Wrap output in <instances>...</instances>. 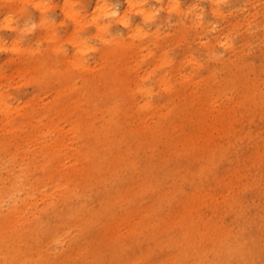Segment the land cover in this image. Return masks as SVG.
Returning <instances> with one entry per match:
<instances>
[{"label": "bare ground", "instance_id": "obj_1", "mask_svg": "<svg viewBox=\"0 0 264 264\" xmlns=\"http://www.w3.org/2000/svg\"><path fill=\"white\" fill-rule=\"evenodd\" d=\"M70 3L65 0V7ZM103 5L98 9H110ZM66 14L76 26L68 36L73 54L58 47L53 24L43 17L39 22L45 24L50 46L23 49L16 44L7 58L10 74L0 68V87L3 79L17 77L22 81L18 89H28L23 107L9 103L0 89V264H264V213L241 210L238 204L235 228L221 224L223 210L237 201L227 192L230 174L218 179L214 160L231 150L175 130L182 109L170 107L180 98L170 74L184 85L193 77L183 74L181 65L171 68L166 46L160 47L152 58L162 71L156 82L163 96L153 104L143 83L128 84L133 77L153 74L142 73L139 65L142 44L112 33L108 37L106 26L97 24L104 45L98 70V64L84 59L79 17L72 8ZM204 47L210 62L222 59L212 45ZM230 64L224 60L226 69ZM208 66L211 75L215 67ZM243 69L246 74L240 69L234 76L249 81L247 74L254 70ZM29 72L32 77L25 76ZM236 79L219 92H231ZM43 89L55 95L33 104ZM245 94L232 96L233 105L256 102ZM236 113L233 109L231 115ZM231 115L226 119L232 121ZM210 118L216 126L223 117L204 112L197 128L204 130ZM250 142L247 146L253 147ZM155 147L167 151L158 155ZM178 182L187 183L188 190L180 193ZM258 185L263 195L264 184Z\"/></svg>", "mask_w": 264, "mask_h": 264}, {"label": "rangeland", "instance_id": "obj_2", "mask_svg": "<svg viewBox=\"0 0 264 264\" xmlns=\"http://www.w3.org/2000/svg\"><path fill=\"white\" fill-rule=\"evenodd\" d=\"M97 1L71 0L72 3L65 7V0H12L10 5L0 0V68L2 67L4 75L8 76L11 72L7 58L15 52L16 44L23 49L31 47L46 50L50 46L44 37L45 24L39 22L43 17L53 24L49 26L51 29L53 27L58 47L63 48L69 55L73 54V41L71 42L68 36L75 31L76 26L74 20L66 14L67 10L72 8L81 21L77 30L78 36L86 46L84 59L91 66L98 64V70L103 65L101 52L104 45L97 34V24L106 26L105 35L108 37L112 33V36L116 34L126 41L142 44L141 52L138 51L139 65L142 73L154 70L153 74L143 79L133 77L128 84L135 87L136 83H143L151 91L149 96L152 103L158 104L162 102L163 92L160 84L156 82V77L162 71L154 68L158 60H153L152 54L158 55L160 47L166 46L167 58L170 59L169 62L172 60L171 68L181 65L183 74L193 77L184 85L179 76L170 74L172 90H178L180 96L175 101L177 104L173 103L170 107L174 112L182 109L176 119L175 130L197 134L201 143L229 147L231 150L228 154L215 155L217 158L214 160V171L218 179L222 178V174H230L232 183L227 192L237 201L234 208L223 210L221 224L228 229L235 228L240 222L235 215L238 204L241 210L263 214L264 194L258 195V184H264V0H224L223 3L218 0H129V3L125 0ZM103 4L110 9L99 10ZM211 4L218 6L217 13H213ZM115 9L117 15L112 17L110 13ZM145 11L158 14L152 20L146 21L143 14ZM122 18L128 19L130 29L127 30L128 26L125 24L123 26ZM47 23L50 24L48 21ZM18 29L23 31L18 33ZM155 31L158 37L154 36ZM206 44L213 46L216 55L222 53L219 55L222 59L210 62L204 47ZM187 51L190 53L184 54ZM78 55L80 56V53ZM189 56H192V59ZM225 59L230 60L229 69L224 67ZM209 64L215 67L211 75L206 69ZM244 66H251L254 71H250V75L247 74L249 81L240 82L234 75H237L240 69L246 74ZM31 71L34 73V70ZM25 76L32 77V73L29 72ZM232 79H236L229 86L232 91L227 95L219 92ZM21 82L17 77L3 79L0 89L9 103L23 107L28 89L19 90ZM240 92L254 96L256 102L249 100L234 106L232 96ZM54 95L53 90L43 89L36 94L32 103H47ZM169 105L170 103L168 107ZM233 109L237 111L236 115H231ZM204 112L208 115L219 113L223 118L216 119V126L210 118L207 121L209 125L204 130H199V116ZM229 115L235 118L232 121L226 119ZM141 118L145 122L152 120L149 117ZM249 141L251 145L254 143L253 147L247 146ZM155 148L158 155L167 151L164 147ZM210 152L209 148L205 149V154ZM159 180L163 184L166 181L160 178ZM178 187L180 193L188 190L187 183L178 182ZM206 190L208 191V188ZM222 204L224 206V203ZM197 206L195 203L194 207ZM190 213L195 214L192 211Z\"/></svg>", "mask_w": 264, "mask_h": 264}, {"label": "clouds", "instance_id": "obj_3", "mask_svg": "<svg viewBox=\"0 0 264 264\" xmlns=\"http://www.w3.org/2000/svg\"><path fill=\"white\" fill-rule=\"evenodd\" d=\"M218 2L219 3H223L224 0H218ZM157 14H158L157 12H152L151 14H149L148 16L145 17L146 21L152 20L153 17H155ZM107 15H109V13H107ZM110 15L112 17H115L117 15V13L116 12H111ZM8 20H9V22H11V18L10 17L8 18ZM121 23L126 25L128 23V21L127 20H122ZM29 31H30V29H29ZM219 55H222V53H220Z\"/></svg>", "mask_w": 264, "mask_h": 264}]
</instances>
